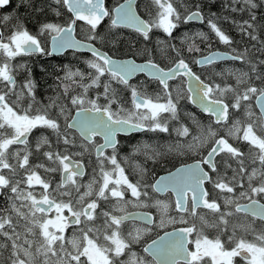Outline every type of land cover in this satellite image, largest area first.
<instances>
[{
  "label": "snow or ice",
  "instance_id": "6c2138e0",
  "mask_svg": "<svg viewBox=\"0 0 264 264\" xmlns=\"http://www.w3.org/2000/svg\"><path fill=\"white\" fill-rule=\"evenodd\" d=\"M10 2L0 0V8ZM22 3L67 19L44 20L33 33L18 18L0 17V264H237V258L243 264H264V0H220L222 12L207 15L201 3L147 0V19L136 0L115 7L106 0ZM105 18L110 23L102 34L98 29ZM221 20L240 34L236 43L245 37L248 42L234 46ZM193 21H206L208 32L173 35ZM77 29H86L83 39H77ZM124 29L144 42L152 39L154 29L166 39H157L154 50L147 43L137 49L144 62L114 58L103 46L116 48ZM177 39L180 48L172 42ZM213 42L230 51L213 50ZM68 49L91 53L84 61L89 71L56 69L63 75L54 76V94L47 103L37 99L32 67L24 58ZM154 51L170 66L156 62ZM184 51L201 55L186 60ZM223 61L240 62L247 70L215 72L225 79L221 84L211 75L202 79L192 67ZM140 74L146 80L132 84ZM227 77L234 83H227ZM153 82L159 90L149 92ZM121 91L130 93V107L121 103ZM182 100L208 114L209 122L182 112ZM172 121L177 124L170 130ZM139 132H174L176 140L163 151L137 145L133 154L157 163L169 155L195 159L151 183L149 170L133 164L131 174L137 178L132 180L126 172L131 157L120 156L121 136ZM157 193L171 196L161 200ZM129 207H155L161 215L130 212ZM176 224L183 226L151 238L153 231ZM208 229L215 230L213 238Z\"/></svg>",
  "mask_w": 264,
  "mask_h": 264
},
{
  "label": "trees",
  "instance_id": "16d2710c",
  "mask_svg": "<svg viewBox=\"0 0 264 264\" xmlns=\"http://www.w3.org/2000/svg\"><path fill=\"white\" fill-rule=\"evenodd\" d=\"M124 0H106V5L110 7H115L117 4L122 3ZM33 7L39 5L41 3V0H31ZM186 3L189 4H196L201 3L204 5L203 11L207 15L212 12L221 13L222 9L220 8V0H217V3H210V0H185ZM147 3V0H138L137 3V10L143 16L145 19H147V15L145 13V4ZM66 12V10H65ZM224 15H228L233 19H242L246 18V14H240V13H231V12H223ZM5 15L11 16L13 18H18L31 32L35 33L38 31L39 23L44 20H55L56 22H63V20L67 19V15H64L62 17H55L48 9H45L44 13H37L32 11L28 5L22 3V0H11L10 4L4 8H0V17H3ZM14 22V21H12ZM0 23H3V21H0ZM109 21L106 18L102 24L100 25L98 31H100L102 34H107V28L109 25ZM221 28L233 38L234 46L236 47H243L244 44H246L247 38H244L243 43H236L241 41L240 34L235 30L234 26L228 22V21H218ZM191 31L196 32L199 30H203L205 32H208V28L205 23H196L191 22L188 25H181L179 29H177L173 35L174 36H181L183 35L184 31ZM87 32L86 29H77V37L83 39L86 36ZM152 36V39L148 42H144L142 37H139L138 34L132 32L131 29H124L121 32V38L118 42V45L116 48L111 47L110 45H104L103 50L108 51L110 55H113L116 58H126V57H134L138 61H144L145 57L142 54H136L137 49H140L143 47L144 43H147V46L149 49H155L156 48V41L157 39H166L165 34L162 32H159L157 30H153V32L150 34ZM178 48L182 47L181 42L179 39L172 41ZM199 43V41H197ZM132 44L134 46L130 47L129 45ZM96 45L98 47H101L100 42H96ZM202 49L203 54L209 53V50L205 47L204 44L199 45ZM213 50H225L230 51V49L218 42H213ZM156 62L161 63V66L167 67L170 66L166 62H163V58L159 56L158 53L154 51L153 53ZM184 58L186 60H190L192 56L199 57L201 53H187V51H184L183 53ZM92 58L91 54L89 53H73L71 56H68V59L60 60L59 57H52L48 54H42V58H40L37 63L38 65L32 64V72L33 76L37 81V99L47 103V97L52 96L55 91V82H54V76L63 75L62 71H56L58 68H62L63 66H73V68H79L85 72L89 71L84 61ZM235 67V68H242L245 67L240 62H231V61H225L221 63H217L213 66H205V68H201L198 65H192L193 70L196 71L198 74L201 75L202 79H205L208 75H211L212 79L215 80L217 83L223 84L225 82V79L216 76L215 72H222L227 69V67ZM43 69V71H42ZM247 70V68L245 67ZM103 79V78H102ZM146 80V77L142 75H138L135 77L131 83L134 85L139 86L140 83H143ZM227 83H234V80L231 77L226 78ZM171 87H175L174 85H170ZM114 87H120L117 85H114ZM102 90V89H101ZM157 85L155 82L148 85V91H158ZM94 96V92L90 93ZM121 97V103L125 105V107H130V93L128 91H121L120 92ZM180 106L182 109V112H193L197 115V117L203 121L204 123L209 122L208 115H205L204 113H201L199 109H197L189 100H182L180 102ZM113 107H117V105H113ZM181 119L185 123H189L183 115L181 116ZM172 124H177L176 121H172V123L169 125L170 130L172 127ZM223 134V133H221ZM182 139V138H181ZM176 140L175 133L173 132L171 136L168 133H159V132H139V133H133L130 136H122L121 137V145H120V155L125 156H131L133 159H138L140 164L149 170V176H148V182L151 183L153 177L157 178L160 174L167 172L168 170H172L176 168L177 166L193 161L195 159L194 156L189 157L188 155L180 156V155H169L163 163H157L154 162L152 159H148L146 156L143 155H135L130 152V148L133 145H143L148 144L152 145L154 147H157L159 145L164 146L169 143H174ZM242 150H246L247 146L240 144L239 145ZM163 148V147H162ZM43 159V157H41ZM136 159V160H137ZM231 174V173H229ZM132 178L135 180L137 177L134 175ZM210 188V186H208ZM157 195V194H155ZM171 194L169 193L166 198H169ZM246 202V201H241ZM201 211L207 212V210L202 209ZM176 227V226H175ZM173 227L171 226V229ZM206 234L213 238L215 235V230L208 229L206 230ZM227 235V234H226ZM239 235V233H238ZM225 237H222L224 239ZM251 239V237H248ZM237 264H242L240 261V258H237Z\"/></svg>",
  "mask_w": 264,
  "mask_h": 264
},
{
  "label": "flooded vegetation",
  "instance_id": "af4514ba",
  "mask_svg": "<svg viewBox=\"0 0 264 264\" xmlns=\"http://www.w3.org/2000/svg\"><path fill=\"white\" fill-rule=\"evenodd\" d=\"M137 3H138V0H137ZM6 7V6H5ZM194 22V21H193ZM196 23H199V22H196ZM81 39V38H80ZM50 38L48 39V50H49V52L51 51V47H50ZM225 51V50H224ZM73 53H84V52H78V51H74V50H68V51H66V52H64L63 54H61V55H50V56H52V57H59L60 58V60H65V59H68V56H71ZM40 58H42V54H37V55H35V56H32V57H26V58H24V59H27L28 60V62L30 63V65H31V67H32V64H34V65H38V63H37V61L40 59ZM83 71V70H82ZM32 76H33V72H32ZM22 78V75L20 76V77H18V80L19 79H21ZM33 78H34V76H33ZM35 79V78H34ZM36 80V79H35ZM37 82V81H36ZM175 84H176V82L175 81H172V82H170V85H174L175 86ZM74 114V113H73ZM38 133H39V130H37V131H34L33 132V136H36V135H38ZM131 135V134H130ZM130 135H122V136H125V137H127V136H130ZM121 136V137H122ZM109 151H111V150H109ZM88 176H85L84 177V179L85 178H87ZM55 179L56 180H59V174H55ZM206 186L208 187L209 185H207L206 184ZM209 190L211 191V189L209 188ZM157 195H159V194H157ZM168 195V193L166 194V195H159V196H156L158 199H161V200H163V199H166V196ZM4 203V201H3V198H0V204H3ZM102 207H103V205H101ZM130 212H135V211H150L151 213H153L154 214V217H156V218H159L160 217V214H159V211H158V209L156 210V208L155 207H153V208H150V209H140V208H131V207H129V209H128ZM67 213V212H66ZM137 224H139L140 222L139 221H137L136 222ZM180 225V224H179ZM183 225H180V226H178V227H182ZM174 228H177V227H174ZM171 230V227L168 225L165 229H157V230H155V231H153L151 234H150V236H151V238H156V233H157V231L159 232V234L160 235H163V233H164V231H170ZM71 232H72V229L71 228H69L68 229V235H70L71 234ZM146 239L148 240V242H150V239H148L147 237H146ZM136 250L139 252V251H141V246L140 245H137L136 246ZM241 261V260H240Z\"/></svg>",
  "mask_w": 264,
  "mask_h": 264
},
{
  "label": "rangeland",
  "instance_id": "374dc122",
  "mask_svg": "<svg viewBox=\"0 0 264 264\" xmlns=\"http://www.w3.org/2000/svg\"><path fill=\"white\" fill-rule=\"evenodd\" d=\"M228 68H232V67H230V66H228L227 67V69ZM246 70V69H245ZM173 89L175 88V87H172ZM135 146H137L136 144L135 145H133L131 148H130V152L132 153V151H133V148L135 147ZM157 148H159L161 151H163V148L161 147V145H159V146H157ZM135 155H143L142 153H136ZM121 157H123V156H125L124 154L123 155H120ZM143 156H145V155H143ZM131 157V156H130ZM137 159V158H136ZM133 159L132 160V158L130 159V161H129V166L128 167H126V172L129 174V178L130 179H132V180H134L133 178H132V165L133 164H137V163H139L140 164V162H139V160L137 159ZM91 169H90V167H89V171H90ZM41 171V174L43 175V170H40ZM89 179V177H87V178H85V181H87ZM38 192H39V188H38V186H37V194H38ZM156 196H159V195H156ZM169 198H166V199H163V200H168ZM102 205H103V203H102ZM104 206V205H103ZM132 208V207H131ZM156 210H157V208H156ZM158 211H159V214L161 215V213H160V210L158 209ZM175 213L174 212H169V215H174ZM65 215H67V213L65 212ZM170 227L172 226L173 228L176 226V227H178V226H180L179 224H176V225H169ZM67 235H68V233H67ZM210 238V237H209ZM241 263L243 264V262L241 261Z\"/></svg>",
  "mask_w": 264,
  "mask_h": 264
},
{
  "label": "water",
  "instance_id": "95a60500",
  "mask_svg": "<svg viewBox=\"0 0 264 264\" xmlns=\"http://www.w3.org/2000/svg\"><path fill=\"white\" fill-rule=\"evenodd\" d=\"M124 2V1H123ZM122 2V3H123ZM136 3H137V0H136ZM141 15V14H140ZM143 17V16H142ZM106 19V18H105ZM194 22H197V21H194ZM200 23V22H199ZM77 39H80V38H78L77 37ZM97 46V45H96ZM50 47H51V44H50ZM98 47V46H97ZM68 50H73V49H68ZM68 50H66V51H68ZM66 51H64V52H66ZM74 51H76V50H74ZM105 51V50H104ZM218 51H221V52H228V51H224V50H218ZM64 52H61V53H55V54H52V55H61V54H63ZM78 52H84V53H89V52H87V51H78ZM89 54H91V53H89ZM207 54H209V53H207ZM207 54H205V55H207ZM114 58H116V57H114ZM125 59H135L134 57H126ZM137 62L138 63H141V62H144V61H138L137 60ZM223 62H225V61H223ZM218 63H221V62H218ZM199 66V65H198ZM200 67V66H199ZM140 75H142V74H140ZM135 78V77H134ZM133 78V79H134ZM194 105V104H193ZM197 109H199L196 105H194ZM200 110V109H199ZM205 115H208V114H206V113H204ZM133 134V133H132ZM123 135V134H122ZM126 136V135H125ZM193 161H190V162H187V163H192ZM182 165V164H181ZM181 165H179V166H177V167H180ZM173 171L175 170V168L174 169H172ZM167 174V172H164V173H162V174H160L159 176H161V175H166ZM158 176V177H159ZM157 177V178H158ZM207 187V186H206ZM157 194H159V195H166L167 193H162V194H160V193H157ZM135 212H141V211H135ZM153 216H154V214L153 213H151ZM171 230H173V229H171ZM170 230V231H171Z\"/></svg>",
  "mask_w": 264,
  "mask_h": 264
}]
</instances>
